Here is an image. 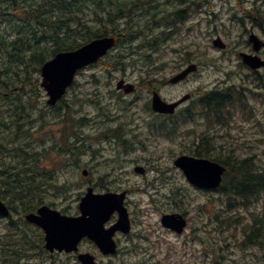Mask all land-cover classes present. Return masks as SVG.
<instances>
[{
  "label": "rangeland",
  "instance_id": "374dc122",
  "mask_svg": "<svg viewBox=\"0 0 264 264\" xmlns=\"http://www.w3.org/2000/svg\"><path fill=\"white\" fill-rule=\"evenodd\" d=\"M96 1L98 0H86L85 2L87 7L83 19L86 21V25L96 24L93 15ZM105 1L111 6L110 0ZM208 1L212 2V8L209 10L215 12L216 15H212L211 12L209 14L203 13V16L209 21L196 19L193 34L186 31L181 38L179 35H175V29L185 24L187 27L190 25L188 23L191 22L153 25V23H126L124 20L121 21L122 17L115 19L113 25L116 24L117 28L111 29L113 30L112 34L124 30L126 37L132 36L133 40L131 42L123 41L121 46L111 50L100 63L90 66L83 70V73L78 74L74 85L68 89L64 99L57 107L48 104L49 96L41 85L42 64L39 63L37 69V60L33 63L29 61L31 63L29 69L33 73L31 77H27L31 80L23 84L24 94L21 98L12 94L9 95L7 91H3V94L0 95V105L3 106L0 111V144H2L0 146V171L2 172L0 178L5 180L1 183V188L7 192L5 198H11L13 195L8 185L11 179L9 174L12 171L11 168L25 170L30 175L32 172H36L39 179L46 178V172L51 171L50 182L41 187L37 193L44 194L45 197L56 201V204L63 208L78 203L79 193L86 189L87 181H91L90 183L96 191H101L107 186L121 190L137 184L144 187L147 185V181L151 180L156 182L149 186L152 191L155 188L158 189L160 183L168 181L175 184L180 183L187 192L185 195L188 194L186 199L192 200L191 205L181 203L182 197L180 195H175L174 202L171 203L167 202L168 200L164 196L160 195V198L156 195L159 201L154 208L151 204L150 195L146 192L132 191L130 193L131 207L135 210H142L141 214L144 213V218L141 215L140 230L148 235L147 243L143 242V244L147 246L146 250L153 255L142 260L144 252L138 250L139 247L130 248L126 254L115 258L119 264H227L229 260V264H262L264 253H261L258 248L253 247L244 250L238 246L242 239L238 233L241 228L240 223L245 221L242 215L246 213V219L249 215L245 209L235 206L230 208L225 197L217 193H203L190 187L181 169L174 164L175 158L182 152L178 136L171 141L163 140L160 144L151 139L149 147L153 150L152 152L145 151L146 149L140 147L136 142L135 134L139 131V124L150 120V112L143 107L145 100L138 101L143 95L148 98L147 92L141 91L138 99L125 98L124 96L120 102L117 101L121 97L116 92V84L127 71H121L117 67L133 63L134 58L130 54L133 47L139 54L141 51L151 52L153 58H163L169 61V64L164 67L165 69L159 71V74L166 78L173 76L192 60L200 65L198 74H192L186 82L178 85H165L162 89V95L169 101L177 100L197 87H209L213 85L214 81L227 80L230 76H235L236 79L239 70L244 75L245 71L241 66L242 62L239 60L238 51L245 50V40L249 37L245 29L250 28L252 22L249 18L245 23L237 20L239 17L232 19L233 13L230 12V4L236 8L239 3H242L243 7L246 5L249 8L252 6V1L246 3L247 0ZM4 3H6L4 6H9L6 10L11 12L16 20L25 18L27 14L32 12L34 4L37 6L40 4L37 0H23L15 7L10 1ZM169 3L167 0H161L160 9L164 10L168 7L169 9L165 13H170L183 6L177 2V8H175L176 6ZM133 4L137 6L141 2L136 1ZM164 4L166 6L162 7ZM105 6L106 3L101 5L102 8ZM108 8L111 9L112 7ZM90 13L91 15H89ZM112 13L109 17L107 13H104L105 23L102 22L103 25L111 21L110 18L115 17L117 12L113 10ZM236 13L239 16L241 14L239 9ZM53 14V18L58 16L56 19L61 16L57 10ZM171 16L168 15V18ZM11 25L14 24L6 18H0L1 33L11 31ZM149 26L154 27L148 28ZM28 27V25L24 26V34ZM216 28L225 34L223 40L227 44L226 49L218 48L213 44L212 33ZM158 34H162V40L158 42V46L154 44L157 49L142 44L147 38ZM167 34H170V37L165 38ZM13 38L14 36L8 37L9 40ZM52 48L51 44H47L45 55L50 56ZM6 54L8 55L9 51ZM120 55H124L125 58ZM147 62V60L142 59L139 64L143 65ZM233 68L234 71H232ZM245 74L253 77L247 71ZM127 75L133 79V75L136 74L129 71ZM132 100H136V103H132ZM116 114L120 116L117 122H109V117L115 118ZM133 117L139 120L136 121L134 128V123L130 124V134L124 133L123 135V139L131 144L130 151H125V145L117 142L115 137L109 136L111 143L110 138L106 139L103 136V134L110 132L109 129L114 128V126L118 127L124 121L130 122ZM121 119H123L122 122ZM3 123H8L9 127ZM85 135L88 136L87 148L83 150V143H80V140ZM236 138L239 140L235 146H239L242 139L240 136H236ZM247 138L251 142L250 144L254 146L248 148L247 153L245 151L236 152L237 155L240 158H252L254 164L264 166V125L260 132L247 133ZM63 139L69 140L71 144L75 143L78 148L75 147L72 152L65 150ZM223 141L224 139L218 143L224 144ZM257 143H259V147H255ZM95 148L98 150L97 153L93 151ZM145 161L154 165L148 168L146 174L135 172L134 167L137 164L145 165ZM85 168L88 169L87 176L82 174V170ZM162 190L163 187L161 186L160 191ZM179 196L181 197V205L177 204L176 201ZM252 208L258 209L257 204ZM177 210H188L191 222H195L199 226L196 227L198 231L202 230L200 232L201 238L210 242V245L208 242L209 246L207 247L208 253L202 245L194 242V240L184 247V238L177 237L162 227L160 223L161 214ZM209 218H212V222L207 227L205 223L209 221ZM228 218L229 222L226 221ZM3 224L5 221L0 219V237L8 232L17 234L15 227L6 229ZM204 227L206 229H203ZM188 230L190 231L189 235L192 232V223ZM2 247L0 244V249ZM91 248L93 251L96 250L95 246ZM137 250L141 253H133ZM103 259L105 263L106 259ZM7 260V256L0 257V264H10L11 260L9 262ZM24 260L27 264H31L30 259L24 258L23 262Z\"/></svg>",
  "mask_w": 264,
  "mask_h": 264
},
{
  "label": "flooded vegetation",
  "instance_id": "af4514ba",
  "mask_svg": "<svg viewBox=\"0 0 264 264\" xmlns=\"http://www.w3.org/2000/svg\"><path fill=\"white\" fill-rule=\"evenodd\" d=\"M110 1L112 3L111 6H109L108 2H106V6L102 12H93L95 17L94 19L96 21L105 22L104 13H107L109 17L113 10H116L117 13L114 15L116 18H110L111 21L109 22L115 21V19L118 17H122L121 21L124 20L126 23H153V25H169L172 22H191L188 23L190 24L188 29L190 28L192 33L195 31L194 21L196 19L201 21H209L205 18V16H203V13L209 14V12H211L209 9L212 8V2H209L208 0H167L170 2L169 4L176 6L175 8H177L178 3L182 4L183 6L182 8L176 9L173 12L165 13V11H167L169 8L167 7L164 10L160 9L161 0H118L116 4L114 3V0ZM136 1H140L141 4L135 6L133 3ZM248 1H252V6L249 8L246 5L243 7L242 3H239L236 8L230 4V12L233 13L232 19H237V17H239L237 20L245 23L247 18H249L252 22L250 28L245 29L249 36L245 40V50L238 51V56L240 58L239 60L242 62L241 66L245 71L244 75L241 74L239 72L241 70H239L236 79L235 76H230V78L227 80L214 81L212 83L213 85L209 87H197L192 92L185 93L181 98L174 101H169L165 96L162 95V89L165 87V85L170 84L169 78L159 74L160 70L165 69V65H158L157 63L143 65H140L139 63H130L129 65L117 67V69H120L121 71L127 70L125 75L120 77V80L122 78V80H124L126 83L132 84L134 88L133 92L128 94H126L124 90L116 89V92L121 97L117 100L118 102H120L124 96L125 98L131 97L138 99L140 98L139 93L141 91H145L148 94V98L143 95V97H141L138 101H141L142 99L145 100L143 107L148 109L150 112V120L141 122L139 124V131L135 134L137 137V139H135L136 142L140 145V147L146 149L145 151H153L149 147L151 139L160 144L163 140L171 141L173 139L170 137H175L176 139L177 136L182 150L180 155L187 154L208 158L214 157L215 152H246V150L249 151L248 148H252L254 146L248 141L247 133L260 132L264 125V45L262 44L259 49H256L255 43L250 39V37L252 33H254L264 42V0H247L245 3ZM163 6H166V4L162 5V7ZM108 7L112 8L109 9ZM238 9L241 13L240 16L236 13ZM211 14L216 15L215 12H211ZM89 15H91V13ZM168 15L172 16L168 18ZM87 16L88 15L86 14V17ZM118 33L123 36L124 30H121V32ZM147 34H149L148 31ZM212 34V38L221 37L224 39L223 37L225 36V34L217 28ZM135 55H133V62H140L142 59L140 54L136 53ZM244 55L254 56L255 59L263 62L262 66L254 68L250 64L247 65L244 63ZM192 63L196 62L192 60V62L188 63L186 67H182L177 73L183 71ZM196 64V70L190 72L185 79H182L178 83L171 85H178L186 82V80H188L192 74H198L200 71V65L198 63ZM129 71L130 73L134 72V74H136L133 75V79L129 78L127 75V72ZM232 71H234V68ZM246 71L253 75L255 79L245 74ZM156 93L159 94L165 101L179 102L174 110V113L169 114L158 111L154 108L153 97ZM128 101H130V99H128ZM132 103H136V100H132ZM55 106H59V103L54 105V107ZM119 117L120 116L116 114L115 118L109 117L108 121L111 123L117 122ZM137 120L139 119L133 117L130 122H122L123 119H121L122 123L118 127L114 126V128L109 129L110 132L108 134H103V136L106 139H109V136L115 137L117 142H121V144L125 145V151H129L131 144H129L128 141L126 142V139H123V135L124 133L130 134V124L134 123V128ZM236 136H240L242 139V141L239 143V146H235L237 144L236 142L239 140V138L237 139ZM87 137L88 136L85 135L80 140V143H83V150L87 148ZM222 139H224V144H219L218 141L221 142ZM66 145H68V143H66ZM66 145L65 150L67 151L72 152L75 147L76 149L78 148L75 144L73 146ZM255 147H259V143H257ZM93 151L97 153L98 150L95 148ZM238 158L240 161L244 159L240 158L239 156ZM144 164L145 165L137 164L136 166L143 167L146 174L149 170L148 168L154 164L149 161H145ZM51 175L52 172L48 171V176L46 178L34 179L49 180L51 179ZM90 182L91 181H87L85 184V186H87L86 189L79 193L77 198L78 203L76 202L74 206L69 205L68 207L63 208L62 206L57 205L56 201L48 199L44 194L40 195L36 192L34 195H32L33 197L31 196L34 200L30 204V210H27L23 204L21 209H16L15 213L12 214L10 218L5 219V222H10L11 224L15 225V222H17L16 218L20 216L21 220L19 222L24 224L23 227L18 231L16 237H9L11 234H13V232L6 233L0 237L3 243H6V241L12 239V245L15 246V255L18 258V262H23V259L27 258L28 260H31V264H58V262H60V264H82L80 256L82 254L89 253L93 257V260L96 264H119L115 258L126 254L130 248L136 247H139L138 250L144 252V257L142 260L146 258L148 259V256L152 257L151 255L153 254L146 250L147 246L143 244V242L147 243V240L149 239L148 235L140 230L142 223L141 215H143L144 218V213L141 214L140 212L142 210H135L131 207L132 201L130 193L132 191L146 192V194L150 195L151 204L155 208L157 206V201H159L158 197H160V195L164 196L168 200L167 202H174V196L177 195L178 192L184 190V186L180 183L175 184L171 181L160 184L158 183L160 187H163L162 191H160V187L158 189L155 188L154 191L150 189L149 186H152L156 183L154 180L147 181V185L144 187L137 184L131 188L122 189L127 191L125 205L127 206L129 212L130 227L118 229L112 233L111 238L114 240L117 248V252L114 254L104 253L91 238L86 236H81L77 239L74 250L59 251L58 249H54L51 251L46 247V234L43 229L36 224L22 221L25 219V216L28 213L37 214L38 209L44 205L53 209H57L66 216L68 215L77 217L81 215L79 208L80 200L89 188H93L95 192L100 194L110 192L119 193L122 191L120 188H113L111 186H107L101 191H96L95 187L91 185ZM156 195H158V197H156ZM160 210L157 211L160 212ZM170 212L173 213L176 211ZM177 212L186 217L189 223L190 215L187 210H178ZM163 214L164 213L161 214V218ZM118 217L119 215L114 213L107 222V228H109V226H113L118 221ZM162 227L173 234H176L177 237L184 238L185 242L187 243L188 239L185 235H188L190 232L189 230L179 234L164 227L163 225ZM93 246L96 247L95 251H93L91 248ZM138 250L133 251V253H141ZM103 258L106 259L105 263ZM23 263L27 264L25 260Z\"/></svg>",
  "mask_w": 264,
  "mask_h": 264
},
{
  "label": "trees",
  "instance_id": "16d2710c",
  "mask_svg": "<svg viewBox=\"0 0 264 264\" xmlns=\"http://www.w3.org/2000/svg\"><path fill=\"white\" fill-rule=\"evenodd\" d=\"M5 1H10L15 7L23 0H0V18H6L14 24L11 25V31L0 32V95L3 94V91H7L9 95L12 94L21 98L24 94L23 84L31 80L27 77H31L33 73L29 69L30 62L33 63L37 60L38 69L39 63L42 64L57 52L74 50L95 37L112 34L113 30L111 29L117 28V25H113V22H107L103 25L102 22L96 21L95 25H86V21L83 19L87 7L85 6L86 0H37L40 4L38 6L34 4L30 14L17 20L11 12L6 10L9 6H4ZM114 1L116 4L118 0ZM103 4H105V1H96L95 10H97V7L103 10L104 8L101 7ZM55 10L61 13L59 19H56L58 16L55 18L52 16ZM94 12L100 13V11ZM26 25L29 27L24 34L23 28ZM10 36H14V38L9 40L8 37ZM123 39L131 42L133 37H126L125 34ZM148 42L150 45L158 44V39H150ZM47 44L53 46L50 56L45 55ZM8 51L9 54L7 55ZM120 56L125 57L124 55ZM111 63L114 64L115 62ZM7 64L9 66H6ZM18 78L19 81L17 82ZM2 109L3 106L0 105V111ZM3 124L6 127L9 125L8 123ZM211 158L228 166L224 183L220 189L227 200L228 206L230 208L235 206L245 209V212L249 214L247 219L246 213L242 215L245 221L243 220L240 223L241 228L238 233H240L242 239L238 243L239 248L245 250L256 247L261 253H264V169L254 164L252 158H244L240 161L234 152H215L214 157ZM11 170L9 173L11 179L8 185L13 193L12 199L15 200L7 202L12 208H19L16 207L17 203L22 201L25 203V208L30 209L27 200L31 194L35 193L37 188L39 189L41 184L33 179L36 175L29 177L32 180H27L24 178L25 170L15 168H11ZM2 193L5 195L7 192L2 189ZM256 204L258 209L252 208ZM217 216H220V214H217ZM226 221L229 222V218ZM206 245H208V242ZM15 251L16 249L4 246L0 249V257L9 256L11 253L12 256L9 257L14 263L15 260H18ZM229 263L230 260L227 264Z\"/></svg>",
  "mask_w": 264,
  "mask_h": 264
},
{
  "label": "water",
  "instance_id": "95a60500",
  "mask_svg": "<svg viewBox=\"0 0 264 264\" xmlns=\"http://www.w3.org/2000/svg\"><path fill=\"white\" fill-rule=\"evenodd\" d=\"M116 40V37L98 38L76 50L59 52L54 58L47 61L42 67V85L51 97L49 102L56 103L66 91V88L72 84L77 71L88 64L98 61L116 44ZM252 40L255 43V48L259 49L261 47L259 39L253 35ZM214 44L219 47H225V43L220 39L215 40ZM244 58L254 68L263 64V62L255 59L252 55H244ZM195 67V65H191L170 81L175 83L185 78ZM118 87H125L126 91L132 90L131 85L123 86L122 82L119 83ZM178 103H167L158 94H155L153 99L154 108L161 112H173ZM175 164L183 169L189 181L204 188L218 187L222 182V175L226 170L218 162L189 155L178 157L175 160ZM136 171L144 170L141 167H137ZM84 173L86 174L87 172L84 171ZM124 196L125 193L95 194L93 193V189L89 188L85 197L82 198L80 205L83 213L82 216L77 218L62 216L59 212L43 206L39 209L40 216L30 214L28 215V219L43 226L47 232V241L50 248H53L55 245L71 249V245L79 237L89 235L97 241L104 252L114 251V243L111 242L113 229L105 231L103 224L112 211L118 210L120 211V219L114 230L128 225V215L123 205ZM0 213L3 215L8 214V209L1 200V194ZM163 223L167 227H172L179 231L186 225L182 216L176 214L165 215ZM80 258L84 264H95L90 254H82Z\"/></svg>",
  "mask_w": 264,
  "mask_h": 264
}]
</instances>
